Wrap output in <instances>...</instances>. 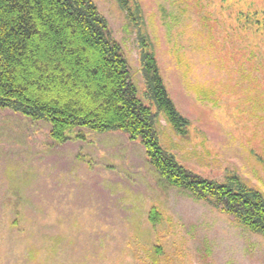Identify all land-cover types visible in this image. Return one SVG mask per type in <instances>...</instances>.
<instances>
[{"label": "rangeland", "instance_id": "obj_1", "mask_svg": "<svg viewBox=\"0 0 264 264\" xmlns=\"http://www.w3.org/2000/svg\"><path fill=\"white\" fill-rule=\"evenodd\" d=\"M92 1L142 96L136 28L118 0ZM128 2L188 121L180 135L159 117L162 148L203 178L264 194V0ZM48 131L0 110V264H264L261 236L165 184L139 141L77 130L58 144Z\"/></svg>", "mask_w": 264, "mask_h": 264}, {"label": "trees", "instance_id": "obj_2", "mask_svg": "<svg viewBox=\"0 0 264 264\" xmlns=\"http://www.w3.org/2000/svg\"><path fill=\"white\" fill-rule=\"evenodd\" d=\"M118 2L136 28L142 96L92 0H0V110L48 124V137L58 144L71 141L69 134L77 130L123 133L140 142L165 184L207 202L264 241L263 193L236 178L226 183L203 178L162 148L159 117L180 135L188 121L170 98L153 53L146 50L141 19L135 18L139 7L133 11L128 0ZM254 24L260 21L254 19ZM84 139L81 132L75 138ZM160 220L152 208L148 223L156 226ZM160 254L153 249V262Z\"/></svg>", "mask_w": 264, "mask_h": 264}]
</instances>
